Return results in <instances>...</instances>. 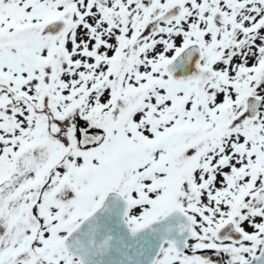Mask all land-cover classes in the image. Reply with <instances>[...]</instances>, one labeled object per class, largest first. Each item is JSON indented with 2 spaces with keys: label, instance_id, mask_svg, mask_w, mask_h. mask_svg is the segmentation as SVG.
<instances>
[{
  "label": "snow or ice",
  "instance_id": "6c2138e0",
  "mask_svg": "<svg viewBox=\"0 0 264 264\" xmlns=\"http://www.w3.org/2000/svg\"><path fill=\"white\" fill-rule=\"evenodd\" d=\"M0 264H264V0H0Z\"/></svg>",
  "mask_w": 264,
  "mask_h": 264
}]
</instances>
